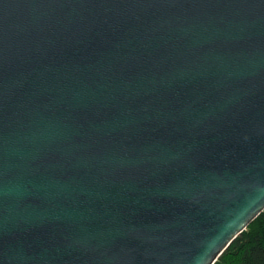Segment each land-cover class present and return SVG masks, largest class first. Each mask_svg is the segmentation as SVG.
Returning a JSON list of instances; mask_svg holds the SVG:
<instances>
[{"label": "water", "instance_id": "95a60500", "mask_svg": "<svg viewBox=\"0 0 264 264\" xmlns=\"http://www.w3.org/2000/svg\"><path fill=\"white\" fill-rule=\"evenodd\" d=\"M264 209V0H0V264H214Z\"/></svg>", "mask_w": 264, "mask_h": 264}, {"label": "trees", "instance_id": "16d2710c", "mask_svg": "<svg viewBox=\"0 0 264 264\" xmlns=\"http://www.w3.org/2000/svg\"><path fill=\"white\" fill-rule=\"evenodd\" d=\"M214 264H264V209L236 236Z\"/></svg>", "mask_w": 264, "mask_h": 264}]
</instances>
